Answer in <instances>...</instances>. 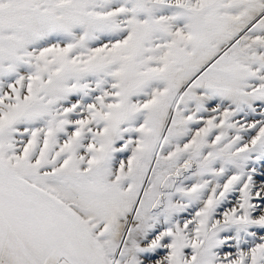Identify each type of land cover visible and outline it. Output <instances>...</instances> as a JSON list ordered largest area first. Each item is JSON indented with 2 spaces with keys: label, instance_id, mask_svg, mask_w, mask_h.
<instances>
[{
  "label": "snow or ice",
  "instance_id": "snow-or-ice-1",
  "mask_svg": "<svg viewBox=\"0 0 264 264\" xmlns=\"http://www.w3.org/2000/svg\"><path fill=\"white\" fill-rule=\"evenodd\" d=\"M0 264H264V0H0Z\"/></svg>",
  "mask_w": 264,
  "mask_h": 264
}]
</instances>
